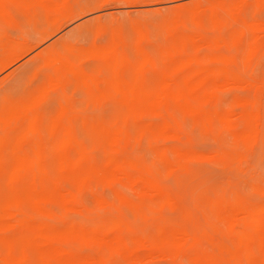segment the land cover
Wrapping results in <instances>:
<instances>
[{"label": "rangeland", "instance_id": "obj_1", "mask_svg": "<svg viewBox=\"0 0 264 264\" xmlns=\"http://www.w3.org/2000/svg\"><path fill=\"white\" fill-rule=\"evenodd\" d=\"M97 1L99 2V0H94V2ZM196 1L197 3L195 4L194 2ZM226 1V4L239 3L238 5H243L244 2V0H237V3H235L236 0ZM245 1L247 2L246 5L254 4L253 0ZM172 3H178L180 7L176 9L168 8V5ZM103 4L111 6L105 13L95 15L94 19L92 16L84 18L85 14L81 17H74L69 22L65 23L56 33L39 44L35 42L39 37L37 34L40 33H34L33 27H38L45 22V8L28 7L26 9L18 7L14 10L10 9L15 18L14 24H8L0 17V43L3 42L2 40L5 41L4 38H6L14 42L25 39L27 44L30 43L29 45L33 46V44H36L28 53L20 55L14 62L0 71V88L6 85H12V88L7 91L6 97L3 99L0 98V108L10 99L28 101L34 95H37V90H39V93L42 92L40 89L41 86L44 88L46 84H50L47 75H43L42 78L35 80V72L33 70L24 73L22 70L25 67L23 62L37 50L58 37H68L70 45L72 44V49H79L83 46L86 50H88V48L91 50L90 52L84 49L87 53L84 50L82 51V49L75 51L70 49V51H66L67 54L72 57L73 64L79 65L82 63V67L86 72L93 76L100 75L104 78H108L111 75V66H107L106 63L102 66L98 65L100 61L96 57L95 51L101 48L102 50L108 48L112 40L111 35L113 36V33H120L122 37H125V43L127 45L126 51L130 61L134 64H139L140 60L135 54L133 45L138 42L135 41V39L138 40L136 35L138 34L139 36V32H147L149 34L148 41H142L141 45L143 49L149 53L151 64L143 70L144 82L148 91H155L159 74L168 71V67L164 64V58H162L164 50L168 49L171 44L179 41L181 37L168 35L164 30L166 27L165 25L168 24V20L169 18L171 19L172 16L168 15L172 14L174 11V16H176L175 13H179L178 15L185 17L183 13L189 9L187 7H190V4H193L191 6L199 5L201 10L205 13V16L209 14L208 0H140L133 4H127L121 0H106ZM30 5L41 4L33 3ZM134 5H149L152 7L149 10H145L143 7H124ZM146 12L148 14L153 12L157 14L164 13V19L158 24H142L136 21L122 27V25H125L126 17L136 15L145 16ZM51 14L53 13L49 12V15ZM105 15L112 17V20L102 25L100 21ZM221 18L224 26L220 28H213L210 23L208 24L207 20H204V30L202 33L206 39H209L215 34L228 39L230 34L238 28V25L231 21V19L224 20V17ZM247 21H256L259 24L262 23V29L257 30L258 32L256 31L255 33L256 37L258 36L257 39H259V41L261 40L260 49L262 51L259 50L256 55L249 58L248 65L243 66L241 60L243 53L242 49L237 52L235 49L226 48L212 50V52L216 54H236L235 63L229 65L228 68L230 73L237 76L238 80L231 81L224 76L220 77L215 84H207L203 88V90L212 92L213 95L205 104L206 106L204 105L205 109L209 110L208 122H205L204 118H195L189 114L183 113L175 100L166 99L167 111L176 119L178 127L174 129L175 132L172 130L167 134H159L153 130V126L156 127L162 120V116L151 113L142 103L136 105L134 108H129L124 101H121L115 96L116 93L114 94L112 89L105 88L96 93L80 87L78 84L79 82L76 80H72L68 83L64 89V95L73 100L72 105L77 111L73 123L86 150L91 152V161L88 160L83 165V169L90 173V180L77 196V202L68 208L64 207L54 198V191L56 186L59 185L64 191L77 194V169H70L69 171L66 170L68 171H65L66 173H61L62 170L59 166L58 158L54 153V146L63 137L62 131L60 130L54 137H51L48 129V125L51 122L50 119L52 120L55 117L61 102H63L60 98L63 92L61 90H46L48 86L45 87L44 94L49 90L51 97L48 101H44L40 104L39 111L41 110L45 113L41 125V134L46 143V150L44 152L46 158V175L43 176L42 179H38L37 183L41 184V189L49 195L48 199L43 201L49 214H39L35 212L31 203L24 195L32 186V179L28 175L18 181L17 190L22 192L20 195V211L35 217L36 220H44L58 227L70 223L75 225L83 224L89 227L95 222L100 221L106 223L110 218L118 217L124 222L125 227L123 226L124 229L120 227L113 233H110L109 236L121 235L125 238L128 247L134 251L133 258L129 260L130 258L125 252L115 251L106 243H85L78 238H68L64 239L63 243H61L65 250L68 249L65 254L66 258L74 259L81 264H96L93 259H95L97 255L104 259L106 264H178L181 259L197 261L201 260L200 256L202 254H209L205 245L211 246V243L216 242L218 238L219 240L223 239L222 242H224V235H227V238L230 240V235H228L226 230L219 224L220 219L218 218V214H223L225 216L226 212L225 208H219L217 206L218 201L231 203L234 202L233 199L235 198V201L259 209L258 217L264 220V186H262L258 180L253 181V183L251 177H249L248 181L244 180L245 175H249L250 171L255 173V176L259 175L261 166V145L264 144V21L259 18V14L255 12V8L251 10L250 18L247 17ZM93 24H95V28H93ZM77 25H87L88 29L81 33H77ZM137 26L140 28V31L137 33L134 30L136 32L135 35L133 29L136 28L137 30ZM108 28H110L111 32L109 40L103 44L97 43L98 39ZM195 28L191 20L186 19L184 21V27L182 29H184L185 32L195 31ZM11 32H14L15 35L10 34ZM251 40L252 37L249 33L246 34L241 47L247 45L246 42L248 43ZM93 43L96 48L93 47ZM99 46L101 48H98ZM10 51L11 50H8V52ZM206 52H209L207 48L201 50V54ZM1 57L2 54H0V58ZM81 57L83 58L81 59ZM14 69L15 71L7 76L8 73ZM131 70L132 69L127 68L125 70V75L128 76ZM44 72V70L40 71V73ZM245 80H249L251 83ZM220 84L221 87H219ZM242 84L244 86H242ZM39 93L38 95H40ZM241 99L245 100L239 101ZM190 102L193 104L199 103V101L195 99H190ZM245 112H257L259 122L257 129L252 130L254 134L250 133L251 138L249 139L250 142H247L248 146L245 142L250 136L247 138V134L242 135L243 131L248 132V130L240 121L246 114ZM233 113L234 116H232ZM230 114L231 118H239L237 119L239 124L235 127L222 121L223 116ZM123 119L128 120L130 138L120 149L114 151L115 148L111 146L107 136L105 134L102 135L99 131L103 125H109L114 122L120 123ZM185 121L188 123H185ZM150 128L152 129L150 130ZM261 129L263 133H261ZM25 131V127L19 125L18 133L22 134ZM214 151H216L217 154ZM234 152L240 154V156L237 154L239 157L235 155L234 158ZM29 153L31 156L36 155V153L33 155V150L29 151ZM160 153H164L169 160H180L183 163V167L176 168L172 170L171 174H168L166 164L160 157ZM110 154H114L115 160L108 168L122 164V169L125 172L134 175L146 174L159 184L160 193H156L149 188L145 190V188L140 186L137 187L139 190L137 188L132 189L127 182L120 179L105 180L103 174L107 170L106 162ZM4 155L8 159L10 152L6 151ZM70 155L72 158L78 156L75 150H71ZM127 156L138 158L146 168L140 170L138 168H131L124 163V159ZM9 172V168H6L5 173H7V176ZM166 172L167 175H165ZM6 175L0 176V209L1 207L12 204V196L8 194L6 187ZM245 183L247 186L253 185L252 187L254 188L250 186L248 188L244 187L243 185ZM53 185L55 186L53 187ZM249 188L251 190H249ZM141 189H144L143 191L145 193ZM232 190L234 191L233 198L231 197V194H233ZM119 194L124 197V200L123 198L118 199L120 196L117 197V195ZM164 194L170 197L167 202L162 201V196ZM96 196L100 197L99 200H101V204L98 202L99 200L97 201L95 199ZM226 196L229 197L227 201H225ZM212 199H215V201L213 200V202ZM127 200L129 203L137 205L140 212L137 213L135 211V213L134 210L128 206ZM169 200L171 202H169ZM107 203L108 205L110 204L109 206L111 208ZM168 203H172L173 205L169 204V206ZM80 206H82V208ZM107 209L109 211H107ZM149 210L152 211L148 212ZM210 210L213 211L211 212ZM77 213L82 215L78 216ZM91 218L94 219L92 220ZM9 221H13V219L0 211V255H4L7 252L8 244L6 239H8V241H12L13 252L16 245L19 244L21 246V251L24 250L27 253L28 260L39 262V250L36 247L35 249L33 246V228L18 225L5 227V222L7 223ZM90 222H92V224ZM207 223L209 227L206 229ZM174 224L187 227L194 238L193 241L190 240L184 247L176 249L177 251L174 250L175 248L166 246L159 248L139 247L138 244L135 243L137 236L153 233L156 226L161 225L169 227ZM199 226H201V228ZM212 226H214V228H212ZM215 227L223 231L219 230L221 233L218 231L219 234H216L217 231ZM210 229H212L213 232H211ZM5 230H9L11 235L5 236ZM30 240L32 246L29 248L26 247V244ZM206 241L207 243L210 242V244H207ZM253 246L258 249L257 243H253ZM41 249L44 251L43 253L49 256V246H43ZM220 251L223 253L222 249H220ZM143 254L144 257L142 256ZM62 263V259L51 256V264Z\"/></svg>", "mask_w": 264, "mask_h": 264}, {"label": "bare ground", "instance_id": "obj_2", "mask_svg": "<svg viewBox=\"0 0 264 264\" xmlns=\"http://www.w3.org/2000/svg\"><path fill=\"white\" fill-rule=\"evenodd\" d=\"M105 1L106 0H99L100 3H104ZM121 1L127 4H133L140 0H121ZM253 1H254L253 5L256 6L255 12L259 14L262 0H253ZM83 2L84 0H60V1L0 0V17L8 24H14L15 23L14 15L12 14L10 9L4 7L5 5H12V4L30 5L33 3H39L43 5L44 6L43 8L46 9L45 22L40 24L38 27H33L34 33H40L37 34L39 35V37L37 38L36 42L34 41L36 44H39L45 41L48 37H50L54 33H56L59 29H61L65 25V23L69 22L72 18L81 17L84 14V12L80 11L76 6L82 4ZM226 2H227L226 0H216V1L208 0V4H209L208 16H205V13L203 12V10H201L199 5L191 6L193 4H190L189 5L190 7H187L189 9H187V11L183 13L185 17L178 15L179 13L178 14L175 13L176 16H174L173 15L174 11L172 12V14L168 15V16L171 15L172 16L171 19L169 18L168 24L165 25L166 27L164 30L166 31V33H168V35L178 36V37L181 36V37L179 38V41L171 44V46L168 49L164 50L163 56L161 55L162 58H164V64L168 67V71L161 72L159 74L155 91H148L146 89L144 82V74H143V70L145 69V67L151 64V58L149 56V53L143 49L141 43L142 41L148 39L149 34L147 32L144 33L143 31H141L139 32L140 33L139 36L138 34L136 35V32L138 33V31H140V28H138V26H137V30L136 28L133 27L134 28L133 31L134 30L136 31L134 32L138 38V40L135 39V41L138 42L135 45H133V48L135 50V54L137 58H139L140 60L139 64H134L130 61L126 51L127 45L125 43V37L124 36L122 37L120 33H113V36L111 35L112 40L110 41L111 43H109L110 45L108 46V48H104L102 50V48L99 46L98 48L101 49L95 51L97 55L96 57L100 61L98 65L102 66L106 63L107 66H111V75L108 78H104L100 75L93 76L92 74L86 72L85 69L82 67L83 65L82 63L79 65L73 64L72 57L69 56V54H67L66 52L72 49L71 48L72 44L70 45L68 37H58L53 39L51 42L43 46L41 49L37 50L33 55H31L23 62L25 66L24 69H22L23 72L26 73L33 70L35 72L34 75L35 80L42 78L43 75L48 76V80L50 84L49 85L46 84V86H48L46 90L47 89L49 90L51 89L50 91L61 90L63 92V94L60 95V98L64 103L61 102L57 114L52 120L50 119L51 122L48 125V129H49V135L51 137H54L58 132H60V130L62 131L63 137L58 143L55 144L54 153L58 158L59 166L62 170L61 173H64L66 170L69 171L70 169H77L76 172L77 194L72 192H66L63 190L61 186L57 185L54 191V198L60 204H62L64 207L67 208L74 205L77 202L78 199L77 196L80 194V192L83 190V188L87 185V183L90 180V173L83 169V165L85 162L90 160L91 152L86 150L83 142L81 141L79 135L77 134L76 127L73 123L77 115L76 114L77 111L74 109L72 105L73 100L70 97L69 99L67 98V96L64 95V89L66 88L68 83H70L72 80H76L79 82L78 84L80 87L86 88L87 91H93L96 93L100 92L101 89H105V88H109L110 90L112 89L113 93L114 94L116 93L115 96H117L121 101H124L126 105L129 106V108H134L136 105L142 103L144 107L151 113L162 116V120L156 125V127L153 126L154 127L153 130H155V132L159 134H167L168 132L170 133V131L172 130L173 132H175L174 129L178 127V123L176 119L173 118L172 115L169 114L167 111L166 99L175 100L176 104L183 113L189 114L190 116L195 118H202V119L204 118V121L208 122L209 110L205 109L204 105L207 103L209 99L212 98L213 95L212 92L203 90V88L207 84H211V85L215 84L220 77H224V76L227 77V78L225 77L226 79L231 81L238 80L237 76L233 73H230L228 68L229 65L235 63L236 54H232V55H228V54L225 55L222 53L216 54L212 52V50L226 48V49H235V51L237 52L240 49H242L243 53L241 60L243 66H247L249 58L253 57L254 55L257 54L259 50H261L260 49L261 40L259 41V39H257L258 36L256 37L255 33L257 30L262 29V23L260 22L261 24H259L256 21L248 22L247 17L241 15L242 9L240 8L232 9L230 12V19L231 21H233L235 24L238 25V28L230 34V37L228 39H225L224 37L218 36L216 34L214 36H211L209 39H206V37L203 36L202 31L204 30V20H207L208 24L210 23L213 28H220L224 26L222 18L220 17V15L218 14V10L214 6L226 4ZM194 3L196 4L197 1ZM235 3H237V0ZM246 4L247 2L244 0L243 5ZM19 8L27 9L28 7H19ZM49 12H52L53 14L49 15ZM186 19L187 20L189 19L191 20L192 23H194L196 27L195 31L185 32L184 29H182L184 27V21ZM87 29H88L87 25H82V26L77 25V30H78L77 33H81L83 31H86ZM248 33L252 37V40L249 41L248 43L246 42L247 45H245L244 47H241L243 39L245 38V35ZM4 39L5 41L2 40L3 42L0 43V54H2V57L0 58V71L5 67H7L12 62H14L20 55L28 53L31 50V48H33L34 45H36L33 44L32 46L29 45L30 43L27 44L25 39L15 42L10 39L9 40H7L6 38ZM94 45L95 44L93 43V47H95ZM204 48H207L209 52L201 54V50ZM79 49L80 50L82 49V51L84 49L86 50V48H83V46L82 48ZM79 49L73 48L72 50L75 51ZM8 50L11 51L8 52ZM89 51L91 52V50ZM83 57H81V59ZM127 68L132 69L129 72L128 76L125 75V70ZM42 70H44L45 72L40 73V71ZM14 71L15 69L9 72L7 76L12 74ZM246 82H249V80H247ZM243 84L242 86H244ZM45 87L43 88L41 86L40 88L43 93L41 92V90H40L41 93H39V90H37L40 95H38L36 91L37 95H34L28 101H18L15 99H10L0 108V176L6 175L7 173H5V169L9 168L10 172L8 173V176L6 175V187L8 190V194L12 196L11 199L12 204L1 207L0 211H2L8 217L13 219V221H10V223L5 222L6 224L5 227H9V226L11 227V225H18L25 227L29 226L33 228L34 230L33 246L34 248L36 247L40 253L38 264H51V256L57 259L58 258L62 259L63 261L62 264H81L80 262L74 259L66 258L65 254L67 253L68 249L65 250V248L62 246L61 243H63L64 239H68V238H78L85 243L88 242L106 243L110 247H112L115 251L125 252L129 256L130 258L129 260H131L134 255V251L128 247L125 238L122 237L121 235L109 236L110 233H113L120 227L124 226V222L118 217L110 218L106 223H102L99 221L95 223L93 222L94 224H92V222H90L92 225L89 227L83 224L75 225L73 223L67 224L62 227H58L44 220H36L35 217L20 211L21 210L20 195L22 194V192L17 190L18 181L24 176L26 177L28 175L32 179V186L27 192L24 193V195L27 197V200L31 203V206L33 207L35 212L39 214H43V213L49 214V211H47L45 205L43 204V201L47 200L49 195L41 189V184L37 183L38 179H42V177L46 175V169H45L46 158L44 155V152L46 150V143L44 142L41 134V125L43 123V118L45 117V113L41 110L39 111V107L41 106L40 104L44 101H48L51 97L49 90L44 94ZM219 87H221V84ZM11 88L12 85H6L5 87H1L0 98L2 99L5 98L7 95V91H9ZM190 99H195L196 101H199V103L193 104L190 102ZM244 100L245 99L243 100L241 99L239 101H244ZM245 113L246 114L241 118L240 121L243 124V126L248 130V132L243 131L242 132L243 134L242 133L241 134L242 135L247 134L248 135L247 138L250 136L248 140L246 139L247 141L245 140L246 141L245 144H247L248 146L247 142L248 141L250 142L249 139L251 138L250 133H253L252 130L257 129L259 122H258L257 112L254 113L245 112ZM232 116H234V113L232 114ZM237 119L231 118V114L222 117V121L224 123H227L233 127L239 124ZM185 123L188 122L185 121ZM19 125L25 127L26 129V131L23 132L22 134L18 133ZM151 129L152 128H150V130ZM99 132L102 135L105 134L107 136L109 142L111 143V146L115 148L114 151L120 149L130 138L127 119H123L120 123L114 122L109 125H103L100 128ZM261 133H263V131ZM31 150H33L34 152L33 155H35L36 153L35 156L30 155L29 151ZM71 150L76 151L78 155L76 158L71 157L70 155ZM6 151L10 152V156L8 158L9 160L4 155ZM237 154L238 153L234 152V158L235 155L237 156ZM159 155L166 164L168 174H171L172 170L176 168L183 167V163L180 160L178 159L169 160L166 158L164 153H160ZM238 155L240 156V154ZM114 160H115L114 154H110L108 157V161L106 162L107 170L103 174V178L105 180L109 181L113 179H120L127 182L130 185V187H132V189L140 186L142 188H145V190L146 188H149L150 190H153L156 193H160L159 184L146 174L135 173L136 175H134L125 172L122 169V164L108 168L110 167L111 163ZM124 163L129 165L131 168H135V169L138 168L139 170L146 168L138 158L132 156L125 157ZM167 172L165 175H167ZM54 186L55 185H53V187ZM249 186H247V188ZM249 190L251 189L249 188ZM232 193L233 194H231V197L234 195V191ZM117 197L118 199L123 198L124 200V197L121 196L120 194L117 195ZM99 198L100 197L98 196L95 197L97 201L99 200ZM168 199H170L168 195L164 194L162 196V201L167 202ZM213 200L215 201V199H212V201ZM233 200L234 202L231 203L229 202L226 203L222 201L217 202V206L219 208L220 207L225 208V212H226L225 216L223 214H218V218L220 219L219 224H221V226L223 227L224 221L227 220L228 227L226 232L228 233V235H230V240L237 250L251 248L253 246V243H257L259 248L261 240L264 239V220L258 217L259 209L255 207H249L248 205L235 201V198ZM98 202L100 203L101 200H99ZM169 202L171 201L169 200ZM104 204L106 205V202ZM127 204H129L128 206H130L132 210H134V212L135 211L137 213L140 212L139 207L134 203L132 204L128 202ZM169 204L172 203H168V205ZM80 207L82 208V206ZM80 207H75V208H80ZM107 211L109 210L107 209ZM150 211L152 210H149L148 212ZM79 212L82 213L81 211ZM80 215L78 214V216ZM91 219L93 220L94 218ZM199 227L201 228V226ZM208 227L209 225L207 223L206 229ZM212 228H214V226H212ZM210 230L211 232H213L212 229ZM215 230L217 231L216 234H219L220 231H223L216 227ZM193 239L194 238L190 230L183 225L174 224L169 227L159 225L156 226L153 233L137 236L135 239V243H137L139 247L159 248L162 246H166V247L175 248L174 250H176L178 248L184 247L186 244L189 243L190 240L193 241ZM6 241L8 244V249L4 255H0V260L2 261H7L8 259H15L17 261L28 260L27 253L24 250L21 251L19 255H15L12 250V241L11 240L8 241V239H6ZM222 241L223 239L219 240L218 238L216 242L211 243V246L222 249L223 250L222 252H224L227 250V245ZM207 244H210V242H208ZM31 246L32 245L30 240L26 244V247L30 248ZM43 246L50 247L49 256L46 253H43L44 251L41 249ZM142 256L144 257V254ZM208 256L209 254H202L200 258L205 259L208 258ZM93 260L96 262V264H106V261L98 255Z\"/></svg>", "mask_w": 264, "mask_h": 264}, {"label": "snow or ice", "instance_id": "obj_3", "mask_svg": "<svg viewBox=\"0 0 264 264\" xmlns=\"http://www.w3.org/2000/svg\"><path fill=\"white\" fill-rule=\"evenodd\" d=\"M7 9H15L18 7H36V8H43V5H5L4 6ZM80 11L84 12L85 17L87 18L89 16H92L93 19L95 15H101L105 13L111 6L99 2H94V0H84V2L78 6H76ZM126 8H141L145 10L151 9L152 6L149 5H134V6H124ZM180 7L178 3H172L168 5V8L176 9ZM218 10V14L221 17H224L225 19H230V12L232 9L240 8L242 9L241 15L245 17H249L251 15V10L255 8V5L248 4V5H238V4H222V5H216L214 6ZM91 10V11H89ZM164 13H151L148 14L146 12L145 16H131L125 18V25L130 24L131 22L139 21L142 24L144 23H160L164 19ZM19 18V17H18ZM259 18L264 21V0H262V3L260 5V13ZM112 20V17L104 16L103 19L100 21V23L107 24L108 21ZM93 28H95V24H93ZM10 34L15 35L14 32H11ZM110 38V28L106 29L103 35L98 39L97 43L103 44L106 43ZM261 166L258 177L255 176L254 173L250 171L249 175H245L244 180L248 181L249 177H251V180L255 181L258 180L259 183L264 186V144L261 145ZM244 187H247V184L245 183L243 185ZM229 199L228 196L225 197V201ZM10 223V221L8 222ZM223 227L225 230H227V220L224 221ZM11 235V232L9 230H5V236ZM224 243L227 245V250L221 253L219 248L211 247L208 245H205L207 247L209 256L208 258L193 261L189 259H181L178 264H264V239L261 240L260 246L257 249L255 246H252L251 248L243 249V250H237L235 246L232 244L231 240L227 238V235H224ZM21 253V246L18 244L16 245L14 249V254L19 255ZM231 257V258H228ZM0 264H38L37 261L34 260H24V261H17L15 259H8L7 261L0 260Z\"/></svg>", "mask_w": 264, "mask_h": 264}]
</instances>
